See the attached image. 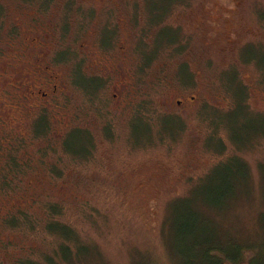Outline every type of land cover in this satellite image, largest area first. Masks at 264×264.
Listing matches in <instances>:
<instances>
[{
  "label": "rangeland",
  "instance_id": "374dc122",
  "mask_svg": "<svg viewBox=\"0 0 264 264\" xmlns=\"http://www.w3.org/2000/svg\"><path fill=\"white\" fill-rule=\"evenodd\" d=\"M45 3L0 0V75L13 84L15 72L25 74L39 57L47 69L26 83L50 97L46 104L40 95L26 102L34 109L27 105L19 111L0 84V259L7 264H203L200 247L198 260L193 259V243L202 239L207 222H195L198 228L186 237L182 230L196 202L222 203L219 189L227 184L237 193L225 196L229 207L213 212L221 207L216 206L207 214L216 235L233 247L262 241L264 134L240 147L230 137L247 140L248 128L261 118L242 105L227 110L235 97L230 88L237 87L253 111L264 113V21L259 17L264 0ZM153 6L157 18L163 15L154 26L148 25ZM164 37L176 39L168 43ZM156 40L161 46L154 53ZM243 47L254 63L243 62ZM21 52L27 54L23 59L17 57ZM103 57L112 59V78L93 71L95 62H106ZM51 83L56 91L48 89ZM125 83L130 92L120 87ZM220 115L228 129L225 123L216 128ZM137 117L150 126L140 124L138 130ZM42 125L49 128L39 130ZM79 128L89 152L74 159L64 139ZM214 129L227 143L224 149L211 141ZM18 130L21 135H15ZM79 135L67 145L84 147ZM234 158L244 161L248 172L214 169ZM60 199H65L60 220L76 232L70 240L45 231L48 205ZM18 218L16 226L8 222ZM249 252L241 255L244 264L256 251ZM65 255L71 257L64 260Z\"/></svg>",
  "mask_w": 264,
  "mask_h": 264
},
{
  "label": "trees",
  "instance_id": "16d2710c",
  "mask_svg": "<svg viewBox=\"0 0 264 264\" xmlns=\"http://www.w3.org/2000/svg\"><path fill=\"white\" fill-rule=\"evenodd\" d=\"M45 1L46 2L48 1V3H50L52 0H45ZM74 1L75 0H72L73 4L75 5ZM179 1L180 0H175V3L179 2ZM48 3H45V4L47 5ZM167 6L169 7V4ZM47 7L48 6H43V8H47ZM152 9H153V12H152L151 16L153 18L151 20V24H148V25L154 26L155 24H159L158 22L163 20L161 18L163 15L160 18H157L158 12H159L158 7L153 6ZM162 10L163 9L160 8V11H162ZM168 10H170V7ZM259 17L261 20L264 21V13L259 14ZM146 31H147V29H146ZM162 33H164V32L162 29H160V35ZM176 37H177V35H176ZM163 39L165 41H168L167 37H164ZM163 39L161 40V42L163 41ZM175 39H173L172 41H168V43L174 42ZM161 42L158 43L156 40V43L154 45V53H156V50H158V48L161 46L160 45ZM241 57H242L244 63H249V62L254 63L256 60L255 57H248L245 55V48L244 47L242 49ZM149 61H150V59H149ZM258 67L260 68V66H258ZM182 68L183 67H181V69ZM181 71L183 73V70H181ZM262 71L264 72V68H262ZM78 83L84 85V87L86 86L85 85L86 81H78ZM235 83H236V81H233V83H232L233 87H236L234 85ZM238 86H239V84H238ZM230 90L232 91V93L235 97H234V100L232 102L233 104H232L231 108L228 109L227 112L234 110L239 105H242L244 108V111H246L250 115L261 118V121L259 123L255 124L254 127L248 128V132H250L251 134L248 135L247 140L236 139L235 137H232L230 135L231 140L233 141V144L235 146L240 147V146L247 145L253 139L259 137V136H257L258 134H260V133H261V135L264 134V113H258L257 111H253L250 108V106L246 100V98H247L246 93L242 89L240 90L236 87V88H232V89L230 88ZM43 109H47V107H44ZM219 117H220L219 119L221 121H218L216 123V126H217L216 128H220L221 123H225L223 121L224 116L220 115ZM134 123H135L134 126H136L138 130H140V128H141L140 124L147 125L148 127L150 126L145 120H143L142 118H139V117L134 119ZM132 124H133V121H132ZM224 125H226V123ZM226 127H227V125H226ZM42 128L43 129L49 128V126L42 125V127L39 128V130H42ZM227 129H228V127H227ZM214 130L216 131V133L210 137L211 141L214 142L220 148L224 149L227 143L223 140V138H219V136L218 137L214 136V135H217L218 129H214ZM75 133L80 134L79 137H83L84 138L83 143H85L84 147L77 149V150L74 149L72 146H70V144L67 145V141L70 138H72V136H74ZM146 136L147 135H145L144 138ZM87 139H88L87 136H85V134L83 133L81 128L75 129L74 131H72L67 136V138L64 139L66 151L69 152L74 159H78V158H82V157L87 158L88 152H89V150L86 146ZM65 141H66V143H65ZM138 141L140 142L141 140L138 139ZM209 141H210V139L208 140V145L211 142V141L210 142ZM11 158L16 159L17 162L20 161L16 158V156H13ZM22 164L24 165V164H30V163H28V161L24 160L22 162ZM219 167H221L224 170L229 171V173H232V174H233V171H235V170L241 171V167H244V170L246 172H248V170H249L247 164L244 161L239 160L238 158H234L232 161L230 160L228 162L222 161L221 163L217 164L214 169H219ZM50 172L51 173L57 172V174L59 173L56 169H53V168L50 169ZM209 174L206 176V178H209V176H210ZM232 188H233V186L231 184H227V186L224 189H222V187H221V189H219L221 191L220 193L224 194L223 198H222V203H220V200L209 202L207 198H203L202 200H200L199 202H201V203L196 202V205H194L195 210L189 209V213L187 215L188 219L186 220L185 227H183L182 233H183V235H185V237L189 236L190 234H192L195 227H196V229L198 228V226H195V222H200V223H201V221L207 222V223H205V225H203V227H205L207 230L203 231L202 239L195 240L196 242L193 243V247H194L193 254H197V256H194L193 259L198 260L199 256H198V253L196 251L200 247L201 252L203 253V255H201V257L203 256L202 260H204V262H205L203 264H244V262L241 260V255L249 252L250 249H255L256 252L253 254L252 257H250V260L248 261L249 264H264V229H263L264 227H262L259 230L261 232L260 238L261 237L263 238L262 241H260L258 243L257 242L252 243L248 248L247 247L243 248L239 245H236L235 247H233L232 243L226 242L225 239L218 237L216 235V231H215L214 227L209 222L208 215L210 212H208V211H213L212 209H214L216 206H221L219 210H216L213 212H222L223 210H225L226 208L229 207V205H228L229 201H226L227 198L225 196H228V195L229 196H233V195L236 196V194H237L234 191V188L233 189ZM225 189L227 190V192H230V193L229 194L224 193L223 191H225ZM64 201H65V199H60V200H57L56 202H50V204L48 205L49 212H46L44 215L45 217L49 218L48 222L46 224V227H45L46 228L45 231L52 233V234L55 232V233H57V235L60 238L70 240L73 238V235L76 232L71 227H69L68 225L62 223L60 220L62 215L65 214L63 211V206H62ZM211 203H212V206H211ZM198 209H201L204 212L200 213L198 211ZM19 221L20 220L18 218V219H11L8 222H10L12 226H16L17 224H19ZM209 225H210V227H208ZM200 227H202V226L200 225ZM208 228H209V230H208ZM14 229H16V228H14ZM208 232H210V236H208ZM83 249L85 250V248H83ZM83 249H81V250L84 251ZM245 249H247V250H245ZM81 250H80V252H81ZM188 252L191 254V248L188 250ZM68 257H71V255H69V256L65 255L64 260H67ZM16 262H18V261H16ZM0 264H7V263H5L4 260L0 259ZM17 264H19V262ZM20 264H25V263L22 261V262H20Z\"/></svg>",
  "mask_w": 264,
  "mask_h": 264
},
{
  "label": "flooded vegetation",
  "instance_id": "af4514ba",
  "mask_svg": "<svg viewBox=\"0 0 264 264\" xmlns=\"http://www.w3.org/2000/svg\"><path fill=\"white\" fill-rule=\"evenodd\" d=\"M18 55L19 56H17L16 54H13V56L11 58H14V60H15V58H17V57L23 59L27 56L26 52H24V53L21 52ZM36 58L34 59L33 64L30 63L31 64L30 66H26V67H28V70L25 74L15 72L16 76L12 77L13 81L15 82L13 84H11V82H10L11 80L8 78L7 75H2V74L0 75V80L1 79L5 80V81H0V84H3V86L5 87V92L8 93L10 100L14 102V108H18L19 111L27 110L28 104L26 102L30 101V100H34V99L38 101V100H40L38 98V96H40V95L44 98L43 101L46 104L49 103V101L46 99L48 98L50 100L49 91H42L41 87L36 86L35 84H33V86L32 85L27 86L26 81H29V80L33 81L34 79L37 78L36 76L45 73V69H47L46 66H43L41 64V58H39V57H36ZM102 60L106 61V62H102V61L95 62V65H92V68L94 70L93 69L92 70L94 72L96 71L100 75L104 74V75H108L109 78H112V75L115 72V70L113 68L108 67V63L112 59L110 57L109 58L103 57ZM6 74H8V72H6ZM91 77H93V76H91ZM99 77H101V76H99ZM38 81H40V80L38 79ZM88 81H95V79H93V80L88 79ZM126 84L127 83H125L124 85L122 84V86H120V87L124 89V86H125L124 90H128V92H130V90L127 89V87H126ZM47 87L51 91L57 90V86L52 84V83L50 85L47 84ZM32 88H33V90H31ZM115 96H117V95H115ZM191 99H194V96H191ZM181 103H182V101L179 100L178 104H181ZM8 104H11V103H8ZM28 106L30 109H34V107H35V105H33V106L28 105ZM32 116H34V114ZM17 132L18 133H15V135L20 134V130H18Z\"/></svg>",
  "mask_w": 264,
  "mask_h": 264
}]
</instances>
